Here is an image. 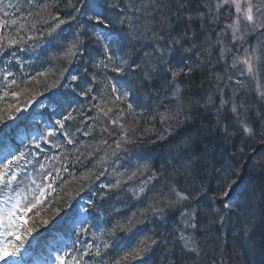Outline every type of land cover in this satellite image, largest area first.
<instances>
[{"label":"snow or ice","instance_id":"6c2138e0","mask_svg":"<svg viewBox=\"0 0 264 264\" xmlns=\"http://www.w3.org/2000/svg\"><path fill=\"white\" fill-rule=\"evenodd\" d=\"M52 220L35 264H264V0H0V261Z\"/></svg>","mask_w":264,"mask_h":264},{"label":"bare ground","instance_id":"6f19581e","mask_svg":"<svg viewBox=\"0 0 264 264\" xmlns=\"http://www.w3.org/2000/svg\"><path fill=\"white\" fill-rule=\"evenodd\" d=\"M95 114V113H94ZM81 144H84L81 140H80ZM132 148V151L130 152V154L127 156V159H132L133 157H136V156H140V155H143L149 151L152 150L153 146L152 145H133L131 146ZM86 163V162H85ZM77 168H79V166H77ZM77 168H73L72 169V172L74 173V175L78 176L79 175V171H77ZM123 169H121L122 171ZM80 171H83L82 168H80ZM108 176L106 175L105 177L102 178V180L104 182H108ZM99 183V182H97ZM88 192V191H86ZM89 193V192H88ZM95 198V197H93ZM111 203L112 204H115V205H119V206H122V207H125L121 202L119 203H116L113 199L111 200ZM104 206H107V203L104 204ZM131 207V206H129ZM105 218L106 219H109L111 220L112 218L105 214ZM170 219H177L179 220V215L178 213L177 214H174L172 216H169L168 217V220ZM171 221V220H170ZM170 221H167V223L161 228L162 231H166L167 232V227L166 225L170 222ZM149 227H151V225H149ZM215 240L211 237L207 238V245L209 247L206 248V255L202 256L200 261H199V264H202V262L204 260H209L211 258V256L215 253L213 252V249H212V245H213V242ZM228 251V250H227ZM231 255V256H230ZM221 256H223V260H224V264H234V262L236 261H239V264H253V261L256 260L258 261V257H251V256H248L244 253H234L233 251L230 252L229 254L226 253V248L224 250L223 253H221V251L217 254H215V259H216V264H220V258ZM188 262H190L192 264V261L189 259L187 260Z\"/></svg>","mask_w":264,"mask_h":264},{"label":"trees","instance_id":"16d2710c","mask_svg":"<svg viewBox=\"0 0 264 264\" xmlns=\"http://www.w3.org/2000/svg\"><path fill=\"white\" fill-rule=\"evenodd\" d=\"M19 55L21 56V58L22 59H30V58H32V56L30 55V54H27V53H19ZM75 67L76 68H79V65H75ZM89 123H92L91 121L89 122ZM98 130H99V125L97 126V135H98ZM106 135V134H105ZM116 135V131H113V136H115ZM79 139L84 143V144H87V143H89V142H92V137L91 136H80L79 137ZM234 143H235V145H236V147L238 148V147H242L243 145H242V143H241V140L239 139V138H234V141H233ZM75 147H77V145H67L66 146V148L68 149V150H72V149H74ZM227 149L228 151H233V150H235L233 147H232V145L231 144H229V145H224V144H219V147L217 148V152L219 153L221 150H223V149ZM86 162V164L88 163L87 161H85ZM89 167H91V165L89 164L88 165ZM65 176L67 177L68 176V174L67 173H65ZM71 177H69V179H70ZM85 192V191H84ZM84 192H82V193H84ZM81 193V194H82ZM119 202H120V200H119ZM118 207H121L122 209H135V208H132V207H122V206H119L118 205ZM230 228H231V225H229V227L228 228H226L225 230H224V233H223V235H227L228 237H229V241H230ZM216 241H214L213 242V245H212V249H213V252H215L212 256H211V258L209 259V260H204L203 262H202V264H212V261H213V258H215V254H217V253H219L220 252V249L218 248V247H216ZM225 248H226V253L227 254H229L230 252H232L233 250H232V248H231V243L229 242V244L227 245V246H225ZM228 250V251H227ZM231 256V255H230ZM186 264H191L190 262H186Z\"/></svg>","mask_w":264,"mask_h":264}]
</instances>
